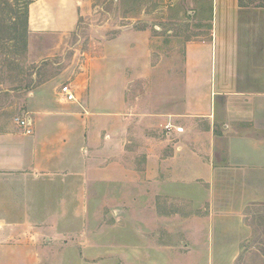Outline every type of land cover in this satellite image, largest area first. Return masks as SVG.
I'll use <instances>...</instances> for the list:
<instances>
[{
	"label": "rangeland",
	"instance_id": "374dc122",
	"mask_svg": "<svg viewBox=\"0 0 264 264\" xmlns=\"http://www.w3.org/2000/svg\"><path fill=\"white\" fill-rule=\"evenodd\" d=\"M33 1L0 0V131L10 126L23 133L15 120L27 117L35 130L30 94L46 83L53 98L71 86L77 117H94L95 127L78 120L74 128L82 143L76 169L6 181L37 184L39 205L19 197L2 209L0 232L12 226L15 239L3 241L0 234V264H264V205L249 206L244 222L227 223L210 219L196 200L158 197L157 176L148 180L151 198L143 193L145 137L153 138L155 151L167 140L171 149L174 139L166 124L142 127L141 109H156L159 82L183 63L184 45L200 36L211 0H92L75 30L63 36L31 32ZM239 2L264 7V0ZM143 32L151 40L149 72L140 63L125 72L126 64L117 63L115 122L109 90L88 84L108 86L111 51L127 53L125 41L113 50L110 44L121 35L140 44ZM133 108L135 121L128 120Z\"/></svg>",
	"mask_w": 264,
	"mask_h": 264
},
{
	"label": "crops",
	"instance_id": "0c3cea01",
	"mask_svg": "<svg viewBox=\"0 0 264 264\" xmlns=\"http://www.w3.org/2000/svg\"><path fill=\"white\" fill-rule=\"evenodd\" d=\"M91 4L92 0H35L29 7L30 30L44 36L68 34ZM191 13L193 16L195 12ZM198 31L200 36L184 45L183 63L166 71L164 81L159 82L156 109L149 105L141 109L142 127L173 123L185 129L184 134L170 137L174 139L171 149L167 148V140L160 142L155 151L150 146L153 138L145 137L142 173L147 175V181L143 183V193L151 198L148 192L153 184L148 180L157 176L158 197H172L177 202L196 200L212 220L244 222L249 206L264 205V7L240 5L239 0H211L207 19ZM143 35L140 44L123 40V35L115 39L110 44L112 50L125 41L127 53L111 51L109 85L88 84L93 89L109 90L104 91L110 95L112 121L118 119L117 63L126 64L125 72L139 63L143 72H149L151 40L149 33ZM48 85L30 94L35 123L32 135L10 126L0 131L2 220L6 214L2 209L19 197L31 206L39 205L37 184L6 181H14L22 174L37 178L76 169L82 143L74 128L78 120L95 127L94 117H77L76 102L61 99L62 88L55 99L50 97ZM133 109L128 120L135 121L138 114ZM91 136L89 145L94 142ZM183 188L195 191V195H182ZM30 221L36 219L26 222ZM13 228L8 227L6 235L0 232L3 241L15 239Z\"/></svg>",
	"mask_w": 264,
	"mask_h": 264
},
{
	"label": "built area",
	"instance_id": "2783aa9c",
	"mask_svg": "<svg viewBox=\"0 0 264 264\" xmlns=\"http://www.w3.org/2000/svg\"><path fill=\"white\" fill-rule=\"evenodd\" d=\"M61 99L65 102L76 101V96L69 86H64L60 92ZM16 124L24 131L23 133L30 136L34 133L33 121L31 118H16ZM167 135L172 136L173 134H184L185 129L183 127L176 126L172 123H168L164 126Z\"/></svg>",
	"mask_w": 264,
	"mask_h": 264
}]
</instances>
